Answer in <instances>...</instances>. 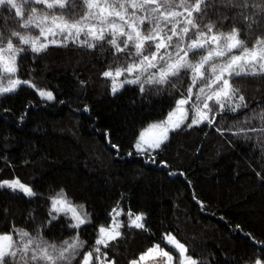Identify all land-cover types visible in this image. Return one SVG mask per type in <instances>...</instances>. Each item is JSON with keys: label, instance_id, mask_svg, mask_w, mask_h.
<instances>
[{"label": "snow or ice", "instance_id": "6c2138e0", "mask_svg": "<svg viewBox=\"0 0 264 264\" xmlns=\"http://www.w3.org/2000/svg\"><path fill=\"white\" fill-rule=\"evenodd\" d=\"M0 11L4 12L0 16V95L26 84L45 101L55 102L58 96L53 89L21 79V55L29 49L35 56L52 46L74 44L103 57L99 76L110 82L112 95L126 85L138 89L141 98L153 89L156 94L172 89L174 102L167 114L133 132L128 155L171 169L169 161L161 158L171 134L204 126L222 137H255L264 152V95L253 107L244 89L233 82L242 77L264 81V0H0ZM246 31L249 39L244 38ZM79 85L84 87L87 81L80 79ZM83 110L90 113V105L84 104ZM227 116L233 119L226 126ZM25 118L26 113L19 117L21 122ZM112 134L111 127L104 129L107 145L119 155L121 144L113 141ZM3 162L15 167L7 156ZM249 163L264 184V156L258 161L259 170L257 162ZM0 189L21 193L29 201L43 195L19 176L0 179ZM193 199L201 209L207 208L198 195ZM123 200L121 195L97 221L84 204L59 188L46 197V217L34 229L18 227L14 219L10 230L0 229V264H120L125 229L152 231L146 224L148 213L135 210L130 202L125 208ZM3 212L10 214L11 207ZM29 219L35 222L34 209L29 210ZM90 226L91 239H85L84 229ZM234 229L254 249L241 256L239 264H264V239L244 231L243 222ZM66 232L72 235L58 238L57 233ZM125 264L202 262L176 232L165 229L161 239Z\"/></svg>", "mask_w": 264, "mask_h": 264}, {"label": "trees", "instance_id": "16d2710c", "mask_svg": "<svg viewBox=\"0 0 264 264\" xmlns=\"http://www.w3.org/2000/svg\"><path fill=\"white\" fill-rule=\"evenodd\" d=\"M244 38L249 39L247 31ZM102 61L98 51L93 54L74 44L52 46L35 56L29 49L21 55V79L50 87L58 99L45 101L26 84L0 95V179L19 176L43 194L29 201L21 193L0 189V229L10 230L13 219L18 227L34 229L46 217V197L61 187L97 221L123 195L125 208L130 202L135 210L148 213L146 224L152 231L125 229L120 264L161 239L165 229L186 241L202 264H239L240 257L254 249L234 226L243 222L244 231L264 239V184L249 163L257 162L259 170L258 161L264 156L260 143L255 137H222L207 126L185 127L175 130L162 150L161 158L171 169L128 155L133 132L167 114L174 102L172 89L162 94L153 89L141 98L138 89L126 85L112 95L110 82L99 76ZM80 79L87 85L81 87ZM233 82L258 107L255 102L264 95L260 91L264 81L242 77ZM84 104L90 105V113L83 110ZM22 113H26L23 122ZM232 119L225 118L226 126ZM106 127L113 129V141L121 144L119 155L107 145ZM4 156L14 168L5 165ZM176 169L182 174L171 175ZM194 194L207 202L206 209L198 206ZM7 207L10 214L3 212ZM30 209L36 211L35 222L29 219ZM92 231L91 226L84 229V238L91 239ZM71 235L57 233L59 239Z\"/></svg>", "mask_w": 264, "mask_h": 264}, {"label": "rangeland", "instance_id": "374dc122", "mask_svg": "<svg viewBox=\"0 0 264 264\" xmlns=\"http://www.w3.org/2000/svg\"><path fill=\"white\" fill-rule=\"evenodd\" d=\"M21 85H23V84H21ZM19 87V86H18ZM163 119V118H162Z\"/></svg>", "mask_w": 264, "mask_h": 264}]
</instances>
